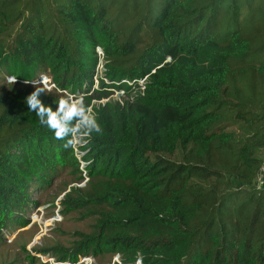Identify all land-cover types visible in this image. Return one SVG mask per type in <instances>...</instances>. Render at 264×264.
I'll list each match as a JSON object with an SVG mask.
<instances>
[{
	"label": "trees",
	"instance_id": "16d2710c",
	"mask_svg": "<svg viewBox=\"0 0 264 264\" xmlns=\"http://www.w3.org/2000/svg\"><path fill=\"white\" fill-rule=\"evenodd\" d=\"M100 63L127 99L94 109L102 131L79 147L94 187L68 201L94 209L99 244L133 263L264 264V0H0V71L76 91ZM28 95L0 94V232L37 183L80 171Z\"/></svg>",
	"mask_w": 264,
	"mask_h": 264
},
{
	"label": "rangeland",
	"instance_id": "374dc122",
	"mask_svg": "<svg viewBox=\"0 0 264 264\" xmlns=\"http://www.w3.org/2000/svg\"><path fill=\"white\" fill-rule=\"evenodd\" d=\"M41 75L49 79L51 91L40 96L47 105L58 102L66 95L83 96L86 106L95 115V108L107 103L115 105L127 99L119 89L101 87L99 79H104L102 63L95 70L91 89L89 86L76 91L61 89L47 72L33 80ZM12 77L7 71H0V94H31L35 90L34 85L26 84L16 77L13 84L10 81ZM86 136L73 147L80 171L60 166L48 183L39 182L35 185L30 197L31 204L17 219L19 224L9 223L2 228L0 264H143L140 257L133 263L124 260L122 253L111 252L99 244L103 234L94 209L89 205L75 208L68 204L70 198L87 196L94 187L95 181L90 178L88 163L82 158L83 151L79 148L85 145Z\"/></svg>",
	"mask_w": 264,
	"mask_h": 264
},
{
	"label": "clouds",
	"instance_id": "9594fccd",
	"mask_svg": "<svg viewBox=\"0 0 264 264\" xmlns=\"http://www.w3.org/2000/svg\"><path fill=\"white\" fill-rule=\"evenodd\" d=\"M10 81L14 84L16 78L12 77ZM24 83H31L35 87L26 98L29 110L35 113L42 125L54 133L56 139L65 141V149L74 147L86 135L102 131L95 115L86 106L83 96H63L56 102L57 108L53 110L40 99L41 94L51 91L46 75H41L36 80H25Z\"/></svg>",
	"mask_w": 264,
	"mask_h": 264
},
{
	"label": "built area",
	"instance_id": "2783aa9c",
	"mask_svg": "<svg viewBox=\"0 0 264 264\" xmlns=\"http://www.w3.org/2000/svg\"><path fill=\"white\" fill-rule=\"evenodd\" d=\"M263 178H264V165H263L262 170H261L259 181L261 182Z\"/></svg>",
	"mask_w": 264,
	"mask_h": 264
}]
</instances>
